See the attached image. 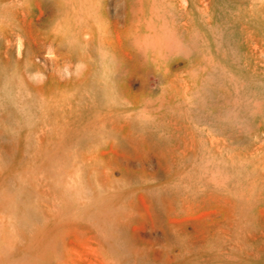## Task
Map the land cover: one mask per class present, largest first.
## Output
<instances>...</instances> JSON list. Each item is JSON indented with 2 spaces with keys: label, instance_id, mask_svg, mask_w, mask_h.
<instances>
[{
  "label": "rangeland",
  "instance_id": "obj_1",
  "mask_svg": "<svg viewBox=\"0 0 264 264\" xmlns=\"http://www.w3.org/2000/svg\"><path fill=\"white\" fill-rule=\"evenodd\" d=\"M139 1L0 0V264H264V0Z\"/></svg>",
  "mask_w": 264,
  "mask_h": 264
},
{
  "label": "bare ground",
  "instance_id": "obj_2",
  "mask_svg": "<svg viewBox=\"0 0 264 264\" xmlns=\"http://www.w3.org/2000/svg\"><path fill=\"white\" fill-rule=\"evenodd\" d=\"M139 1V0H138ZM143 1V0H142ZM149 1V0H148ZM158 1V0H157ZM88 2L90 3L91 2V0H88ZM140 2V1H139ZM145 2V1H144ZM143 2V3H144ZM162 2V1H161ZM157 3V2H156ZM95 4L97 5V6H101V0H95ZM159 4V3H158ZM193 4V3H192ZM142 5V4H141ZM147 5H148V3H147ZM150 5H151V3H150ZM149 6V5H148ZM38 8V7H37ZM145 8V7H144ZM166 8V7H165ZM185 8V7H184ZM134 9V8H133ZM138 10V9H137ZM133 11V10H132ZM140 11V10H139ZM146 11V10H145ZM148 11V10H147ZM39 12V11H38ZM141 12V11H140ZM143 12H144V10H143ZM153 12V11H152ZM40 13V12H39ZM160 13V12H159ZM151 15V14H150ZM37 16V15H36ZM142 17V16H141ZM154 18H156V17H154ZM143 19V18H142ZM168 19V18H167ZM173 19V18H172ZM38 20V19H37ZM141 23H143V22H141ZM146 23H148V22H146ZM152 23V22H151ZM144 24V23H143ZM142 25V24H141ZM142 26H144V25H142ZM149 26V25H148ZM165 27V26H164ZM148 28V27H147ZM155 28V27H154ZM172 28H174V27H172ZM148 30V29H147ZM152 30V29H151ZM155 30V29H154ZM145 31V30H144ZM156 31V30H155ZM154 31V32H155ZM141 33H142V30L140 31ZM137 33V32H136ZM152 33V32H151ZM166 33H168V32H166ZM143 34V33H142ZM170 34V33H169ZM111 35V34H110ZM153 35V34H152ZM155 35H156V33H155ZM159 35V34H158ZM172 35H173V33H172ZM199 35V34H198ZM108 36V35H107ZM106 36V37H107ZM118 36V35H117ZM144 36V35H143ZM165 36H167V35H165ZM168 37V36H167ZM68 38V37H67ZM119 38V37H118ZM153 38V37H152ZM174 39V38H173ZM126 40V39H125ZM178 40V39H177ZM119 42V41H118ZM123 42V41H122ZM142 42H144V41H142ZM163 43V42H162ZM255 43V42H254ZM264 43V42H263ZM181 44H182V42H181ZM185 44V43H184ZM256 44V43H255ZM157 45H158V43H157ZM159 45H160V41H159ZM186 45V44H185ZM257 45V44H256ZM103 46V45H102ZM141 46V45H140ZM143 46V45H142ZM67 47V46H66ZM154 47V46H153ZM180 47V46H179ZM189 47V46H188ZM215 48H216V46H214ZM82 48V47H81ZM159 48V47H158ZM176 48V47H175ZM116 49V48H115ZM178 49V48H177ZM176 49V50H177ZM261 49V48H260ZM94 50V49H93ZM102 50V49H101ZM168 50V49H167ZM146 51V50H145ZM160 51V50H159ZM179 51V50H178ZM144 52V51H143ZM168 52H170V51H168ZM129 53V52H128ZM189 53V52H188ZM199 53V52H198ZM255 53V52H254ZM145 54V53H144ZM185 54H187V53H185ZM173 56H175V55H173ZM184 56V55H183ZM139 57V56H138ZM148 57V56H147ZM180 57V56H179ZM186 57V56H185ZM199 57V56H198ZM182 58V57H181ZM190 58V57H189ZM194 58H196V57H194ZM161 59V58H160ZM184 59H186V58H184ZM216 59V58H215ZM188 60V59H187ZM191 60V59H190ZM194 60H196V59H194ZM194 60H192L193 62H195ZM255 60V59H254ZM145 61V60H144ZM158 61H160V60H158ZM185 61V60H184ZM152 62V61H151ZM155 62V61H154ZM161 62V61H160ZM214 62V61H213ZM216 62V61H215ZM214 62V63H215ZM146 63V62H145ZM187 63H188V61H187ZM155 64V63H154ZM160 64H162V63H160ZM184 64H186V63H184ZM189 64V63H188ZM262 64V63H261ZM159 65V64H158ZM155 66V65H154ZM157 68V67H156ZM251 68V67H250ZM182 69V68H181ZM184 72V71H183ZM186 73V72H185ZM190 74V73H189ZM205 74V73H204ZM151 76V75H150ZM260 76V75H259ZM174 77V76H173ZM202 77V76H201ZM258 77V76H257ZM261 77V76H260ZM154 78V77H153ZM156 79V78H155ZM155 79H153V80H155ZM260 79V78H259ZM151 81V80H150ZM156 81V80H155ZM264 81V80H263ZM152 82V81H151ZM173 82V81H172ZM153 83V82H152ZM175 83V82H174ZM199 83V82H198ZM176 84V86H177V83H175ZM183 84V83H182ZM200 84V83H199ZM154 85V84H153ZM187 87V86H186ZM222 87V86H221ZM215 88V87H214ZM219 88H220V85H219ZM182 89V88H181ZM223 89V88H222ZM225 89V88H224ZM219 90V89H218ZM221 90V89H220ZM178 92H179V90H178ZM222 92H223V90H222ZM181 93V92H180ZM226 93H228V92H226ZM182 94V93H181ZM218 95V94H217ZM234 95H236L235 93H234ZM261 96L263 95V94H260ZM182 96V95H181ZM226 96V95H225ZM232 96V95H231ZM237 96V95H236ZM251 96H253V95H251ZM162 98V97H161ZM226 98H227V96H226ZM230 98V97H229ZM228 98V99H229ZM252 98V97H251ZM236 99L238 100V98L236 97ZM263 99V98H262ZM231 100V99H230ZM236 100V101H237ZM256 100V99H255ZM226 101V100H225ZM257 101V100H256ZM232 102V101H231ZM244 102V101H243ZM260 102V101H259ZM233 103V102H232ZM235 103V102H234ZM246 103H247V101H246ZM249 103V102H248ZM251 103V102H250ZM230 104V103H229ZM240 104V103H239ZM245 104V103H244ZM243 104V106H247L246 104L244 105ZM259 104H261V103H259ZM225 105H226V103H225ZM240 106V105H239ZM229 107H231V106H229ZM237 107H238V105H237ZM248 107H249V105H248ZM251 107V106H250ZM232 108V107H231ZM252 108V107H251ZM225 109H228V108H225ZM243 109H244V107H243ZM198 110V109H197ZM231 110V109H230ZM255 110V109H254ZM253 110V111H254ZM202 111V110H201ZM233 111V110H232ZM245 111V110H244ZM249 111V110H248ZM250 111H251V109H250ZM261 111V110H260ZM260 111H258V112H260ZM228 112H229V109H228ZM252 112V111H251ZM255 112V111H254ZM233 113V112H232ZM261 113V112H260ZM243 114V113H242ZM250 114H252V113H250ZM255 114V113H254ZM80 115V114H79ZM247 115V114H246ZM256 115V114H255ZM240 116V115H239ZM252 116H254V115H252ZM233 117V116H232ZM244 117H245V115H244ZM247 117V116H246ZM258 117V116H257ZM255 118H256V116H255ZM263 118V117H262ZM248 119V118H247ZM218 120H220V119H218ZM261 120V119H260ZM263 120V119H262ZM261 120V121H262ZM245 121H246V119H245ZM259 121V120H258ZM209 122V121H208ZM211 122V121H210ZM234 122V121H233ZM232 123V122H231ZM249 123V122H248ZM247 123V124H248ZM244 124V123H243ZM250 124V123H249ZM236 126V125H235ZM241 126H242V124H241ZM257 127H258V123H257V125H256ZM260 126V125H259ZM250 127V126H249ZM248 127V128H249ZM255 127V126H254ZM49 128V127H48ZM194 128V127H193ZM252 129V128H251ZM255 129V128H254ZM256 130V129H255ZM254 131V130H253ZM253 131H251V132H253ZM233 132V131H232ZM244 132V131H243ZM259 132V131H258ZM257 132V133H258ZM262 132V131H261ZM250 134V133H249ZM249 134H247V135H249ZM262 134V133H261ZM262 135H264V134H262ZM254 136V135H253ZM259 136V135H258ZM250 137V136H249ZM254 138H255V136H254ZM260 138H261V136H260ZM253 140V139H252ZM259 140H261V139H259ZM263 140H264V138H263ZM236 142V141H235ZM254 142V141H253ZM243 143V142H242ZM263 144H264V142H263ZM222 145H224V144H222ZM217 146V145H216ZM230 147V146H229ZM157 148V147H156ZM198 150V149H197ZM253 151V150H252ZM260 151V150H259ZM257 152V151H256ZM262 154V153H261ZM254 157V156H253ZM250 158V157H249ZM195 159V158H194ZM247 159V158H246ZM249 162V161H248ZM241 165V164H240ZM235 172H237V171H235ZM222 184V183H221ZM233 184V183H232ZM211 190V189H210ZM208 192V191H207ZM215 193V192H214ZM201 194V193H200ZM214 196V195H213ZM217 196V195H216ZM224 196V195H223ZM222 197V196H221ZM257 197V196H256ZM219 198V197H218ZM223 199V198H222ZM225 199H226V197H225ZM108 202V201H107ZM217 229V228H216ZM220 231V230H219ZM174 236V235H173ZM197 251V250H196ZM250 252V251H249ZM253 252V251H252ZM234 258V257H233Z\"/></svg>",
  "mask_w": 264,
  "mask_h": 264
}]
</instances>
